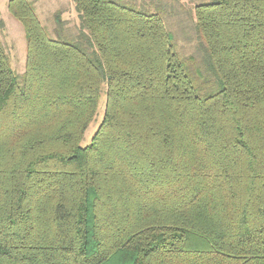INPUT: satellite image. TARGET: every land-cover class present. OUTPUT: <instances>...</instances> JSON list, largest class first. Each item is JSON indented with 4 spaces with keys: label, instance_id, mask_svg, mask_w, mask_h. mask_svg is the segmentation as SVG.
Segmentation results:
<instances>
[{
    "label": "trees",
    "instance_id": "obj_1",
    "mask_svg": "<svg viewBox=\"0 0 264 264\" xmlns=\"http://www.w3.org/2000/svg\"><path fill=\"white\" fill-rule=\"evenodd\" d=\"M72 2L71 40L8 4L27 56L17 76L0 39V264H264V0L195 5L200 60L132 0Z\"/></svg>",
    "mask_w": 264,
    "mask_h": 264
},
{
    "label": "rangeland",
    "instance_id": "obj_2",
    "mask_svg": "<svg viewBox=\"0 0 264 264\" xmlns=\"http://www.w3.org/2000/svg\"><path fill=\"white\" fill-rule=\"evenodd\" d=\"M36 15L49 36L59 39L62 34L66 39H73L79 32L80 20L72 0H30ZM206 1V0H205ZM10 0H0V21L4 28H0V39L9 56L10 64L17 76L25 72L27 44L22 24L13 17L8 9ZM204 0H132L131 5L147 13L162 14L165 27L173 34L176 52L181 58L197 55L196 60L202 58L198 54L199 42L193 22V9ZM57 15L61 21L56 19ZM21 78V77H20ZM105 99L101 100L95 121L88 129L82 146H88L103 118Z\"/></svg>",
    "mask_w": 264,
    "mask_h": 264
}]
</instances>
